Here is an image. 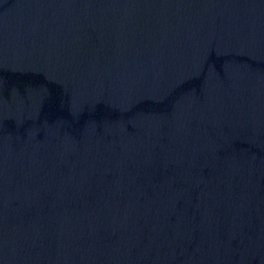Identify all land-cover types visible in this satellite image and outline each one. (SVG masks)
Segmentation results:
<instances>
[{
    "label": "water",
    "instance_id": "obj_1",
    "mask_svg": "<svg viewBox=\"0 0 264 264\" xmlns=\"http://www.w3.org/2000/svg\"><path fill=\"white\" fill-rule=\"evenodd\" d=\"M0 264H264V0H0Z\"/></svg>",
    "mask_w": 264,
    "mask_h": 264
}]
</instances>
